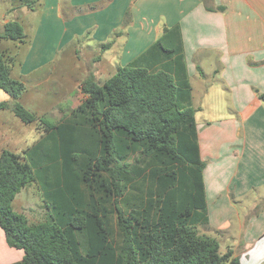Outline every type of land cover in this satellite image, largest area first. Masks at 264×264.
<instances>
[{
    "label": "trees",
    "instance_id": "1",
    "mask_svg": "<svg viewBox=\"0 0 264 264\" xmlns=\"http://www.w3.org/2000/svg\"><path fill=\"white\" fill-rule=\"evenodd\" d=\"M165 36L152 47L182 50L168 49ZM25 37L18 20L0 25V40ZM13 62L0 46V88L10 96L0 111L33 123L37 115L18 101L25 84L12 77ZM82 92L58 121L41 117L35 144L0 154V227L24 251L9 264H243L200 230L209 224L206 163L187 75L179 81L133 61L103 83L91 74ZM32 182L48 217L30 224L13 201Z\"/></svg>",
    "mask_w": 264,
    "mask_h": 264
},
{
    "label": "crops",
    "instance_id": "2",
    "mask_svg": "<svg viewBox=\"0 0 264 264\" xmlns=\"http://www.w3.org/2000/svg\"><path fill=\"white\" fill-rule=\"evenodd\" d=\"M207 5L211 8L204 0H22L9 9L15 19L0 13V25L12 20L23 25L26 39L16 45L29 40V48L20 74L31 81L51 65L48 75L62 83L70 72H57L68 68L67 60H86L74 107L85 98L83 81L93 74L103 83L112 67L138 61L179 81L186 74L206 163L209 224L203 232L226 241L243 264H264V0H209ZM164 35L168 49L182 50L154 49ZM206 66L220 80L217 87L202 89L192 82L194 76H209ZM216 94V105L208 107ZM14 256L23 258L19 250Z\"/></svg>",
    "mask_w": 264,
    "mask_h": 264
},
{
    "label": "rangeland",
    "instance_id": "3",
    "mask_svg": "<svg viewBox=\"0 0 264 264\" xmlns=\"http://www.w3.org/2000/svg\"><path fill=\"white\" fill-rule=\"evenodd\" d=\"M20 4L21 1L12 2L5 0L0 4V13L6 11L11 19H15V17H13L15 16L14 10L9 9L19 6ZM17 42L18 41L11 39H1L0 46L3 49H11L12 55L8 52L9 55H11L14 59L11 75L13 78L21 80L25 84V89L20 95L18 101L26 109L35 113L38 117V120L33 123H25L18 116H16L11 109L1 110L0 154L5 149L16 153H23L25 149L35 144L40 138L43 130V128L40 127L41 117L44 116L50 121L56 122L65 113H69L74 107L72 106L74 102L73 97L79 92L80 81L86 77V74H84L82 70V68L86 66V60L75 59L66 61V66H68V68H59V72H57L58 74L70 72L69 75L64 76L62 83H57L60 78H57L56 76H52L51 78V76L48 75L53 68L51 65L43 68L41 70L42 74L36 76L35 78L33 77L32 81L29 80L28 76H22L20 74L22 60L24 59L25 53L29 48V40L23 45H16ZM98 50L99 49H97V51ZM90 53L93 55L96 53V49ZM79 64L80 67H78ZM205 69L209 76L207 78L194 76L191 78L192 82L202 85V89L215 86L217 87L219 84H221L220 80L216 79L218 78L217 76L214 78V76L211 75L212 72L210 71L209 66H206ZM116 71V68H110L109 75L113 76ZM45 77L48 80H45ZM215 92V88H213L211 95H213ZM216 96L217 94L213 96L214 98H212V100L207 102L210 104L208 107H213L216 105L217 100L214 101ZM216 99H218V97H216ZM5 100H10V96L6 91L0 88V102ZM229 109L230 107L227 108V110ZM260 204L261 203L257 204L255 208L260 206ZM13 209L15 212L25 214L30 224L44 221L48 217L47 208L35 182H32L24 187L16 195L13 201ZM200 230L203 231L202 227ZM221 247V250L224 251L226 248V241L221 240ZM18 250L24 255V251L22 249L11 248L8 245L5 239L4 231L0 227V264L15 261L14 252H18Z\"/></svg>",
    "mask_w": 264,
    "mask_h": 264
}]
</instances>
